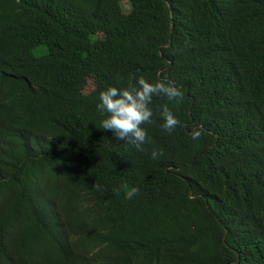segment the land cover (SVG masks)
I'll list each match as a JSON object with an SVG mask.
<instances>
[{
	"label": "trees",
	"instance_id": "trees-1",
	"mask_svg": "<svg viewBox=\"0 0 264 264\" xmlns=\"http://www.w3.org/2000/svg\"><path fill=\"white\" fill-rule=\"evenodd\" d=\"M140 76L144 152L97 110ZM0 264H264V0H0Z\"/></svg>",
	"mask_w": 264,
	"mask_h": 264
},
{
	"label": "clouds",
	"instance_id": "clouds-1",
	"mask_svg": "<svg viewBox=\"0 0 264 264\" xmlns=\"http://www.w3.org/2000/svg\"><path fill=\"white\" fill-rule=\"evenodd\" d=\"M119 81V77H117ZM135 81V82H133ZM164 97L169 102L180 104L184 100V92L167 80L149 82L145 77L138 79L130 77L127 87H109L99 93L98 112L104 117L100 122V128L110 130L117 140H124L135 146L138 151H146L145 145L150 144L147 129L143 125L153 124V110L150 107L153 97ZM159 116L163 120L162 129L171 134L181 125L168 104H164ZM202 135L201 130H193L191 138L197 140ZM163 155L162 150L155 148L151 151V158L158 159ZM93 187L101 191V185L96 183ZM117 192L119 189L116 190ZM138 189L127 190L126 199L131 200L137 195Z\"/></svg>",
	"mask_w": 264,
	"mask_h": 264
},
{
	"label": "rangeland",
	"instance_id": "rangeland-1",
	"mask_svg": "<svg viewBox=\"0 0 264 264\" xmlns=\"http://www.w3.org/2000/svg\"><path fill=\"white\" fill-rule=\"evenodd\" d=\"M125 6L127 9H129V5L127 2L125 3ZM89 83H90V85L87 87V91H92L95 88L94 81L91 80Z\"/></svg>",
	"mask_w": 264,
	"mask_h": 264
}]
</instances>
